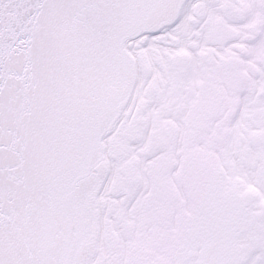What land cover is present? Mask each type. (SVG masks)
Instances as JSON below:
<instances>
[{
    "label": "water",
    "instance_id": "95a60500",
    "mask_svg": "<svg viewBox=\"0 0 264 264\" xmlns=\"http://www.w3.org/2000/svg\"><path fill=\"white\" fill-rule=\"evenodd\" d=\"M180 1L0 0V264H78L86 241L93 249L86 197L105 165L97 164V175L88 169L133 83L122 39L172 21ZM247 29L253 40L259 24ZM234 65L225 68L235 75ZM240 80L228 82L231 90ZM206 88L190 108V141L218 108V94ZM119 151L111 141L110 154ZM179 175L213 239L208 251L220 258L238 207L222 197L212 165L196 152Z\"/></svg>",
    "mask_w": 264,
    "mask_h": 264
},
{
    "label": "flooded vegetation",
    "instance_id": "af4514ba",
    "mask_svg": "<svg viewBox=\"0 0 264 264\" xmlns=\"http://www.w3.org/2000/svg\"><path fill=\"white\" fill-rule=\"evenodd\" d=\"M197 14L198 18L190 19L192 23L189 29H177L176 36H169L167 33L171 31L168 30L159 36L157 47L147 49L150 75L145 78L141 73L139 88L129 109L133 113L138 112L139 137L136 143L129 139L123 141L126 156H138V159L145 160L139 153L153 132L155 136H161L164 144L152 153H159V156L176 155L180 132L185 129L182 120L187 118L188 107L197 98V90L203 79L212 80L221 91V108L216 118L208 123L195 146L204 155L216 154L214 158H217L216 166L221 173L224 189L240 192L243 211L237 235L239 264H264V200L245 187L249 173L254 182L259 180L253 167L255 158H261L262 153L259 150L253 151L247 145L243 146V135L235 133L231 127L234 117L226 119L232 115L231 108L235 106H232L233 98L225 88V74L214 67L216 60L222 57L218 49H199L209 19L204 6L198 9ZM167 47L174 48L172 54L182 50L190 54L191 67L185 74L175 72L168 64ZM237 48L244 52L242 47ZM247 102L249 110L245 117L247 120L252 119V122H247L245 131L256 125L264 136V90L257 95H249ZM235 162L240 166L238 177L233 175ZM149 167L142 168L145 177L137 176L138 185L133 187L127 198L111 196L115 171L107 188L101 190L97 210L99 212L102 208L104 231L107 225L110 226L118 237V243L116 248H111L104 241V244L97 247L88 264H135L131 260L137 258V264H197L201 246L207 240L203 224L197 220L198 211L182 196L175 173L168 168L165 178L171 183L175 195L164 205L155 204L153 207L157 218H160L159 208L167 211L166 221L157 225V221L145 210V191L151 179ZM225 171L229 172L225 174ZM227 264H234V261L230 259Z\"/></svg>",
    "mask_w": 264,
    "mask_h": 264
}]
</instances>
